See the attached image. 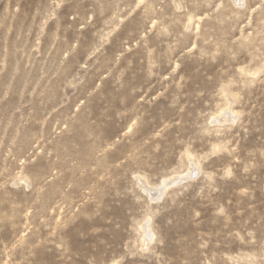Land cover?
<instances>
[{"label":"rangeland","instance_id":"374dc122","mask_svg":"<svg viewBox=\"0 0 264 264\" xmlns=\"http://www.w3.org/2000/svg\"><path fill=\"white\" fill-rule=\"evenodd\" d=\"M172 1L0 0V264H264V0Z\"/></svg>","mask_w":264,"mask_h":264},{"label":"bare ground","instance_id":"6f19581e","mask_svg":"<svg viewBox=\"0 0 264 264\" xmlns=\"http://www.w3.org/2000/svg\"><path fill=\"white\" fill-rule=\"evenodd\" d=\"M235 4H236V6H237V4H241V2H243L242 0H232ZM231 1V2H232ZM173 2V5H174V8L175 9H178V8H180V3H179V1L178 0H173L172 1ZM233 3V5H235ZM240 6V5H239ZM192 19L190 18L189 19V22L191 21ZM188 24V23H187ZM229 103V102H228ZM227 107V106H226ZM229 109V111H221L222 113H221V116H222V118H231V116H233V114H232V112L230 111V108H228ZM233 118V117H232ZM235 119V118H234ZM219 120V119H218ZM190 161V163H191V160H189ZM191 165H193V164H191ZM194 166H196V165H194ZM188 167H189V165H188ZM196 169V168H195ZM198 169V168H197ZM192 171H193V169H191ZM193 173V172H192ZM191 173V174H192ZM196 173L194 172L193 174H192V176L193 175H195ZM181 178V177H180ZM187 178H189V177H187ZM184 178H182V179H179L178 180V178H174L173 180H171V181H169V182H167V181H165V180H162L161 182H160V185H158L159 186V188H156V189H153V190H150V189H147V192L150 194V193H153V194H150L151 196H153V197H151V199H154V200H157V199H160L161 197H162V195L164 194V192L166 191V189H167V187L171 184H174V183H176V182H178V181H181V180H183ZM139 181V184H145L143 181H141L140 179H138ZM184 181V180H183ZM138 184V183H137ZM176 185V184H175ZM157 186V187H158ZM142 188H144L143 186H141ZM146 190V189H145ZM153 191V192H152ZM149 196V195H148ZM150 199V200H151ZM148 224V223H147ZM143 227V226H142ZM141 227V230L143 231V233H142V235L144 234V236H142V243H141V246H143V247H145L146 246V243H148V241H150L151 240V236L152 235H150L149 233V231H148V228H146V229H143ZM149 244V243H148Z\"/></svg>","mask_w":264,"mask_h":264}]
</instances>
